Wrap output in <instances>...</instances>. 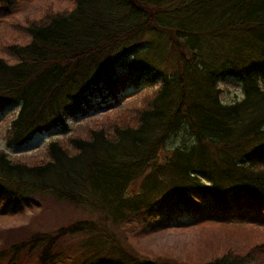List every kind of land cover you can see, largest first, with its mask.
Returning a JSON list of instances; mask_svg holds the SVG:
<instances>
[{
	"label": "trees",
	"instance_id": "trees-1",
	"mask_svg": "<svg viewBox=\"0 0 264 264\" xmlns=\"http://www.w3.org/2000/svg\"><path fill=\"white\" fill-rule=\"evenodd\" d=\"M71 2L18 24L15 63L0 54V113L20 107L6 145L68 135L43 158L0 150L2 209L36 212L0 224V264H264V0ZM228 77L244 97L227 104ZM184 128L194 141L168 150ZM223 214L263 223L212 222ZM183 215L196 247L150 244Z\"/></svg>",
	"mask_w": 264,
	"mask_h": 264
},
{
	"label": "rangeland",
	"instance_id": "rangeland-1",
	"mask_svg": "<svg viewBox=\"0 0 264 264\" xmlns=\"http://www.w3.org/2000/svg\"><path fill=\"white\" fill-rule=\"evenodd\" d=\"M49 4H52L56 9L62 10L68 7H71L72 2L71 0H18L17 3L11 7L0 6V54L7 58L10 63H15L16 59L9 55L5 48L3 47L5 44L10 42L12 39L21 41L22 39L25 40L26 34L21 27L18 26L19 23L23 22L26 16H34L39 18L45 8ZM221 89L223 90V101L224 103H232L238 100H241L244 97L243 87L242 84L234 77H228L224 82L220 84ZM151 89V88H150ZM147 86H142L137 91L128 90L124 95H128V100L138 98L140 95L144 94L146 91L150 90ZM122 97L120 96V100L116 102L112 110L119 109L124 103L121 100ZM127 100V101H128ZM122 103V105H120ZM20 107L14 106L9 108L8 110L2 111L0 113V150L8 153L10 157L16 158L23 155H34L39 158H43L44 153L47 149V144L57 138H66L68 135H64L63 131L61 130H54L49 133L39 134L30 142L23 146L19 147H8L6 142L4 141V132L7 127L10 125V122L17 116ZM105 110L96 109L93 111L88 112L86 115H80L76 119H71L69 121L70 129H73L76 125L88 122L94 117L100 116ZM194 141V137L189 133V131L184 128L178 134H173L169 138V142L167 145L168 150L176 149L177 147H185L190 146V144ZM62 207V206H61ZM64 207V206H63ZM36 212L33 211L32 208H25L20 209L19 212L12 216L10 212L7 210L2 209L0 203V224L3 223H10V224H21L22 222H28L31 218L30 216L35 215ZM44 214L43 217L48 216H55L53 211L42 212ZM46 214V216H45ZM62 217L65 216L66 218H81L87 217V213L83 210L72 209L71 207L61 215ZM263 217L261 216L258 220L259 222L252 221V219H247L244 217H234L233 215H226L223 214L220 217H214L212 219L213 223H217V221L227 222L228 224H251L254 223L255 226L258 224L263 223ZM69 219V220H70ZM197 218L190 217L189 215H183L178 218V220H171L166 223V228L168 231L162 235H156L154 240L150 242L153 247L164 249L165 247H173L178 246L180 249L179 251H183L186 249L182 247L184 243L187 244L188 248H194L193 239L195 236L194 232H186L182 233L183 230H186V226L190 227L191 229L194 225H197ZM12 220V221H11ZM67 220V219H66ZM67 220L66 222H68ZM185 224V226H183ZM264 224V223H263ZM264 228V227H262ZM153 237V238H154ZM193 242V243H192Z\"/></svg>",
	"mask_w": 264,
	"mask_h": 264
}]
</instances>
